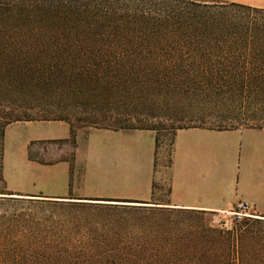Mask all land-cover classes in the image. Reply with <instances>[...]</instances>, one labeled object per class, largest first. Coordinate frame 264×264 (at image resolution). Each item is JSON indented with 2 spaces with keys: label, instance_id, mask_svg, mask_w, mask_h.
Here are the masks:
<instances>
[{
  "label": "trees",
  "instance_id": "obj_1",
  "mask_svg": "<svg viewBox=\"0 0 264 264\" xmlns=\"http://www.w3.org/2000/svg\"><path fill=\"white\" fill-rule=\"evenodd\" d=\"M92 89L161 90L213 130H264V8L218 0H0V94L18 99L4 114L0 159L4 127L69 123L51 103ZM97 112L86 120L98 121ZM112 120L116 130L138 129L127 111ZM7 195L15 203L34 201ZM40 202L95 210L98 222L87 225L117 241L92 247L96 258L74 257L67 247H0V264H264V216L223 229L204 219L213 213L197 210L73 198ZM137 236L160 241H131Z\"/></svg>",
  "mask_w": 264,
  "mask_h": 264
},
{
  "label": "crops",
  "instance_id": "obj_2",
  "mask_svg": "<svg viewBox=\"0 0 264 264\" xmlns=\"http://www.w3.org/2000/svg\"><path fill=\"white\" fill-rule=\"evenodd\" d=\"M245 1L229 2L264 8V0ZM67 141L76 146L72 162H40L42 152ZM157 157L152 130L92 128L73 135L64 121L14 122L3 129L0 197L112 200L208 213H231L244 203L255 217L264 216V130H177L165 205L152 203L162 180ZM74 167L83 170L78 188ZM59 176L66 181L62 191L45 192Z\"/></svg>",
  "mask_w": 264,
  "mask_h": 264
},
{
  "label": "rangeland",
  "instance_id": "obj_3",
  "mask_svg": "<svg viewBox=\"0 0 264 264\" xmlns=\"http://www.w3.org/2000/svg\"><path fill=\"white\" fill-rule=\"evenodd\" d=\"M218 1L229 2L231 0ZM232 1L248 3L245 0ZM89 90L86 91L85 96L76 91L78 94L73 92V95H69L68 98L61 99L56 97L54 99L56 102L47 103H51L50 109L56 113L57 117L68 119L74 132L92 128H119L112 118L125 111L134 117L133 122H130L133 128L156 129L158 139L156 170L161 173L162 180L156 186L152 203L167 204L169 202L168 167L170 165L175 132L183 128H217L210 124L195 121L192 107L180 104L178 99H173L172 96H168L161 90L149 92L137 90L133 92L135 94L121 93L118 95L112 93L104 94L99 89ZM60 99L61 102L58 105L57 101L59 102ZM16 101H18L17 97L11 99L6 92L0 94V129L6 124L4 114L10 113L8 107H12L10 104L16 103ZM58 109L63 112H58ZM92 112H97L96 116L99 122L86 120V118L90 117L89 113ZM57 117L51 116L47 118L58 119ZM104 117L108 119L105 120ZM79 118H81V121ZM51 148H54L55 152L52 149L51 151L42 152L40 162L43 164L62 160L72 162L74 160L75 143L71 141L61 142ZM72 172L74 174V179L72 178V180L75 187L78 188L81 183L83 170L74 167ZM96 174L100 178V173ZM46 186L47 188L44 190L47 193L60 192L66 186V181L59 176L55 182ZM40 201L42 200L34 199V201H25L31 203L23 204L12 202L9 197H0V247L26 248L34 246L42 249V251L44 250L43 247H67L71 249L74 257L96 258L97 255L92 252V247L97 248L103 243L117 241L114 238L106 239L103 237L100 228L95 225H87L88 220L89 222H98V215H91V213H95V210L86 208L64 209L59 206H48ZM212 215H205L204 219H211ZM218 215H220V221L227 225V229H231L234 218L229 214ZM131 241L135 243H157L160 240L154 236L144 239L137 236Z\"/></svg>",
  "mask_w": 264,
  "mask_h": 264
},
{
  "label": "built area",
  "instance_id": "obj_4",
  "mask_svg": "<svg viewBox=\"0 0 264 264\" xmlns=\"http://www.w3.org/2000/svg\"><path fill=\"white\" fill-rule=\"evenodd\" d=\"M218 214H229L234 218V220L237 221H242L246 218H255L253 214L250 213L249 206L247 204L241 203L238 205L237 209H235L231 213H226V212H220V213H213L212 218H211V223L214 226L227 229V225L224 224L222 221H220Z\"/></svg>",
  "mask_w": 264,
  "mask_h": 264
}]
</instances>
